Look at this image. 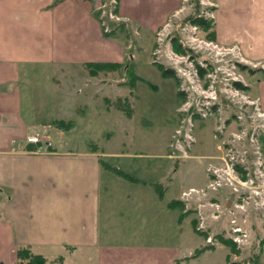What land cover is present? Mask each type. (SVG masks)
Returning <instances> with one entry per match:
<instances>
[{
    "label": "rangeland",
    "instance_id": "rangeland-1",
    "mask_svg": "<svg viewBox=\"0 0 264 264\" xmlns=\"http://www.w3.org/2000/svg\"><path fill=\"white\" fill-rule=\"evenodd\" d=\"M116 1V5H108L110 0H103L95 14L107 33L117 30L118 37L132 44L133 49L127 53L137 54L133 62L130 55L123 66L100 72L97 74L100 81L84 79L89 73L86 67L80 70L71 65H30L23 76L25 84L30 81L23 95V115L33 121L30 110H34L46 114L50 122L65 120L64 126L73 122L69 131L63 130L58 136L65 149L82 151L97 143L99 151H104L107 166L147 183L142 191L156 192L158 185L164 193L165 207L183 192L196 190L194 197L200 204L189 205L190 208L205 206L211 213L218 211L220 216L227 213L228 224L234 219L248 233V241L242 246L231 240V224L229 228L219 226L216 235L210 236L213 246L222 240L232 244L229 246L238 259L228 264H264V109L254 93L258 81L254 75L260 70L254 65L258 64L244 58L246 62L241 61L226 51L228 47L209 39L211 30L205 31L187 21L197 12L199 17L214 21L215 0H183L181 8L157 31L153 52L152 35L144 33L142 39L138 38L135 27L118 15ZM104 4L108 6L101 9ZM125 24L130 29L122 31ZM159 65L171 71L172 77H164ZM200 69L204 70L203 74ZM235 83L247 90H239ZM207 96L208 101L217 97L214 106L204 100ZM131 105L132 117L127 118L120 108L129 110ZM203 114L207 117H201ZM42 117L37 115V119ZM50 130L54 131V126ZM187 133L192 134L193 142L184 155L181 146L191 142L185 137ZM50 137L55 140L54 132L50 131ZM228 154L235 159L233 170L225 173V161L230 164ZM215 169L222 183H227L217 192L211 191V180L204 185L206 176L213 178ZM104 176L114 179V174L107 170ZM122 182L126 186L121 187V192H113L107 200L103 199V209L108 208L113 214L109 229L113 234H123L122 240H133L134 229L149 234L147 239L159 243L163 227L158 221L152 225L141 219L139 223L147 224L133 227L136 223L133 193L134 189L140 190L136 184L144 183ZM115 189L109 184V191ZM227 191L229 194L223 198L210 197L211 192L222 195ZM155 200L160 201L157 196ZM146 203L147 200H138L137 205L145 210L149 207ZM155 207L158 205L153 203L152 208ZM170 212L168 222L176 224L177 218L173 220L171 214L177 216L180 209ZM193 217V214L186 217L181 231L177 227L169 230L167 226L172 244L179 241L187 251L193 249L192 254H198L194 249L200 238L192 229ZM255 222H258L257 228ZM209 226L214 229V225ZM227 251L228 247L221 244L215 250L200 253L190 264H225Z\"/></svg>",
    "mask_w": 264,
    "mask_h": 264
},
{
    "label": "crops",
    "instance_id": "crops-1",
    "mask_svg": "<svg viewBox=\"0 0 264 264\" xmlns=\"http://www.w3.org/2000/svg\"><path fill=\"white\" fill-rule=\"evenodd\" d=\"M102 1L0 0V264H18V251L23 248L44 257L48 264H58L60 260L62 264H190L200 253L223 244L204 245V240L216 235L219 226L229 228L227 213L220 220H213L214 212L207 207L190 208L189 205L200 204L197 197L187 202L181 196L176 201L183 207L171 208V202L165 207L164 193L158 185L156 192H144L142 188L147 183L134 177L133 184H144H136L139 191L134 189L133 227L147 224L139 223L141 219L152 225L158 221L163 232L159 243L147 239L149 234L134 229L133 240H122L123 234H113L109 229L113 214L102 205L109 194L121 192V187L126 186L122 181L129 179L106 167L104 151L99 148L78 151L81 149H72L67 144L70 148L65 149L58 137L63 130L50 118L47 121L46 114L30 110L33 121L23 115L25 86L30 85V81L23 82V76L30 65H71L81 70L88 64L120 67L130 60L131 54L127 52L133 49L132 44L118 37L117 30L107 33L95 14ZM182 2L118 0L117 13L135 27L138 38L142 39L144 33L152 35L153 52L157 31L181 8ZM215 3L214 42L225 47L238 46L245 60L258 64L254 93L264 109V0H215ZM125 26L122 31L127 29L128 25ZM136 57L137 54L131 55L132 62ZM83 78L98 79L89 75ZM37 115L43 117L37 119ZM52 124L54 131L50 130ZM50 131L54 132L55 140L51 139ZM36 135L45 141L39 144L27 141ZM105 170L112 172L114 179L104 176ZM208 177L204 185L209 182ZM109 184L116 189L109 191ZM228 194V191L222 195L211 192L210 197L223 198ZM156 196L160 201L155 200ZM138 200H147L149 207L145 210L142 205L138 207ZM153 203L158 207L152 208ZM177 208L180 214H171L177 223L170 224V211ZM191 214L192 229L200 238L194 249L198 254H192L193 249L187 251L179 241L172 244L169 240L170 228L181 231L183 221ZM222 222L224 225H220ZM201 223L205 228H201ZM255 224L257 228L258 222ZM209 225H214V229ZM223 245L228 247L225 264L238 259L229 245Z\"/></svg>",
    "mask_w": 264,
    "mask_h": 264
},
{
    "label": "trees",
    "instance_id": "trees-1",
    "mask_svg": "<svg viewBox=\"0 0 264 264\" xmlns=\"http://www.w3.org/2000/svg\"><path fill=\"white\" fill-rule=\"evenodd\" d=\"M187 21H189L193 26L201 28V29H203L205 31H210L211 30V33L209 35V39L212 40V41H215V30L213 29L214 21L204 19L203 17H199L198 16V12H197V14L188 17ZM117 67H119V66L102 65V64H88V65H86V69L89 70L88 75L90 77H97V74H99L100 72H104V71L107 72V71L113 70L114 68H117ZM158 67L161 70L162 75L164 77H172L171 76V71L164 70L162 65H159ZM200 73L203 74L204 70L200 69ZM134 78H135V80L137 79V76L135 75V72H134V75H133V79ZM134 83H135V81H134ZM235 86L238 87L239 90H247V88L241 86L239 83H235ZM133 91H134V86H133ZM132 106L133 105H131V108H129V110L128 109L125 110L122 107L120 108V111L123 112L125 117H127V118H131L132 117V112H133ZM64 121L56 120V122H54V124L56 125V127L58 126L64 131H69L72 128V123L73 122H71V123L69 122L70 124H67V126H64L66 124V122H64ZM90 147H92L93 149H96V150H98V148H100L99 145L97 143H95V142L91 143ZM106 167L110 171H112V172H114L116 174L122 175V176H124L125 178H127L129 180H132L131 177H129L126 174H123V172H121L120 170L114 169V168H112L110 166H107V165H106ZM177 205H180V207H183V205L181 204L180 201L172 202L170 204V207L173 208V207H176ZM195 224H196V222H194V229L196 230V225ZM221 243L232 246V244L228 243L227 240H222ZM18 264H48V263H47V260L44 257L39 256V255H34L28 248H23V249H20L18 251ZM59 264H62V260L59 261Z\"/></svg>",
    "mask_w": 264,
    "mask_h": 264
},
{
    "label": "built area",
    "instance_id": "built-area-1",
    "mask_svg": "<svg viewBox=\"0 0 264 264\" xmlns=\"http://www.w3.org/2000/svg\"><path fill=\"white\" fill-rule=\"evenodd\" d=\"M111 4H114V5H116L117 4V1L116 0H110V2H109V4L108 5H111ZM108 5H103L102 7H101V9L102 8H106ZM111 17L112 18H115V16L111 13ZM213 45V44H212ZM214 48H217L218 46H216V45H214L213 46ZM225 48H227V47H225ZM227 52H229V53H231V54H235L236 56H238L240 59H241V61H243V62H246L244 59H243V57H242V55H241V53H240V50H239V47L238 46H233V47H228L227 48V50H226ZM240 63V62H239ZM245 65H246V63H245ZM257 67V65H254V68H256ZM208 96L207 97H204V100H206V102L208 101ZM212 101H208V102H210V104L209 105H215L214 103L215 102H213V101H216V99H217V97H212ZM200 106L201 107H203V108H207L208 107V105H205V104H200ZM197 114H200L199 112H197ZM264 115V114H263ZM203 116V118L204 117H207L205 114H203V115H201V117ZM191 132V131H190ZM185 137L188 139V140H190L191 142L190 143H188L186 146H181L182 148H181V150L183 151V153H184V155H186V151L188 152L189 151V148L191 147L190 146V144L193 142V138H192V134H186L185 135ZM241 140V139H240ZM29 143H31V144H39V143H41V138H40V136L39 135H36V136H32V137H29L28 138V140H27ZM242 144V143H241ZM190 146V147H189ZM180 147V146H179ZM178 148V147H177ZM176 148V149H177ZM220 148V147H219ZM180 150V151H181ZM231 153H233V152H231ZM230 154H228V158L230 157L229 156ZM173 158H176V157H174L173 156ZM178 158H181V157H178ZM234 159L235 158H233V156H231L230 157V164L228 163V161H225V163H226V168H225V173H227V170H230V171H232L233 170V161H234ZM213 178H211L210 180H211V182H210V184H209V187L212 189L211 191H214V192H217L220 188H223L224 187V185L225 184H227V183H222V179L220 178V174H219V172H218V170H214L213 172ZM228 184H229V182H228ZM190 191V190H189ZM191 192V191H190ZM190 192H188V193H186V192H184L183 194H182V196H183V198L185 199V201H187V202H190L191 201V199L194 197V195H197V193H194V192H197L196 190L194 191V192H192V193H190ZM209 202H207V204H208ZM212 206V205H211ZM217 208H218V206H217ZM218 212V211H217ZM217 212H214V213H212L211 214V216L213 217V218H215V219H220V215H218L217 214ZM222 215V214H221ZM212 218V219H213ZM214 219V220H215ZM201 220H202V223H203V218H202V216H201ZM202 223H201V228H205V227H203V225H202ZM231 225H232V227H231V240L233 241V243L234 244H236V245H238V246H242V245H244L247 241H248V233L246 232V230L243 228V227H241L240 225H238L237 224V222L233 219L232 221H231V223H230ZM207 243L209 244V245H214V243H213V241H212V237H208L207 238Z\"/></svg>",
    "mask_w": 264,
    "mask_h": 264
}]
</instances>
